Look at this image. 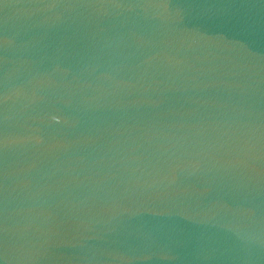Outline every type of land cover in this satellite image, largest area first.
I'll list each match as a JSON object with an SVG mask.
<instances>
[{
  "label": "water",
  "instance_id": "1",
  "mask_svg": "<svg viewBox=\"0 0 264 264\" xmlns=\"http://www.w3.org/2000/svg\"><path fill=\"white\" fill-rule=\"evenodd\" d=\"M0 264H264V0H0Z\"/></svg>",
  "mask_w": 264,
  "mask_h": 264
}]
</instances>
